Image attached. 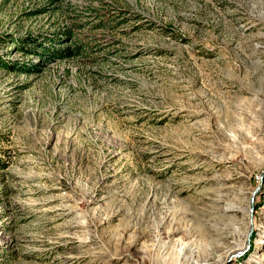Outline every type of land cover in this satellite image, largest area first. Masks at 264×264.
<instances>
[{
	"label": "rangeland",
	"instance_id": "1",
	"mask_svg": "<svg viewBox=\"0 0 264 264\" xmlns=\"http://www.w3.org/2000/svg\"><path fill=\"white\" fill-rule=\"evenodd\" d=\"M65 25L0 67V264H264V0H0V56Z\"/></svg>",
	"mask_w": 264,
	"mask_h": 264
},
{
	"label": "trees",
	"instance_id": "2",
	"mask_svg": "<svg viewBox=\"0 0 264 264\" xmlns=\"http://www.w3.org/2000/svg\"><path fill=\"white\" fill-rule=\"evenodd\" d=\"M75 25L56 27L42 32H26L11 39L14 49L35 60H10L0 56V67L5 70H19L26 73L36 71L47 60L68 57L85 48L83 38L78 37ZM88 43V42H87Z\"/></svg>",
	"mask_w": 264,
	"mask_h": 264
},
{
	"label": "water",
	"instance_id": "3",
	"mask_svg": "<svg viewBox=\"0 0 264 264\" xmlns=\"http://www.w3.org/2000/svg\"><path fill=\"white\" fill-rule=\"evenodd\" d=\"M258 188V187H257ZM257 188L255 189V190H257ZM253 193H254V191H253Z\"/></svg>",
	"mask_w": 264,
	"mask_h": 264
}]
</instances>
